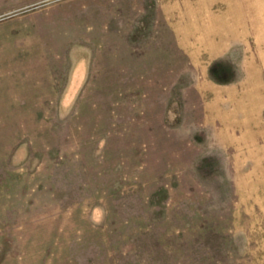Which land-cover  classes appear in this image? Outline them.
<instances>
[{
	"label": "rangeland",
	"instance_id": "1",
	"mask_svg": "<svg viewBox=\"0 0 264 264\" xmlns=\"http://www.w3.org/2000/svg\"><path fill=\"white\" fill-rule=\"evenodd\" d=\"M163 2L0 59V264H264V0Z\"/></svg>",
	"mask_w": 264,
	"mask_h": 264
},
{
	"label": "crops",
	"instance_id": "2",
	"mask_svg": "<svg viewBox=\"0 0 264 264\" xmlns=\"http://www.w3.org/2000/svg\"><path fill=\"white\" fill-rule=\"evenodd\" d=\"M42 2H39L30 12L27 11L28 9L17 10L0 16L1 60L45 56L42 54L44 47L41 45V38H55V44L61 42L60 38H64L63 43H66V38H134L131 34H136V28L142 26L149 27L157 33L151 38H163V33L167 38H179L177 4L171 5L163 0H48ZM147 11L151 12L149 21L143 20ZM88 12L91 13L92 18H78V16L84 17ZM164 19L171 20L165 22L166 31L162 28ZM173 19L176 20L173 21ZM195 30V27L190 31L187 30L180 38H190L196 33ZM205 30L210 38V26L208 25ZM28 52L38 54H27ZM10 97L19 98L20 95L15 94Z\"/></svg>",
	"mask_w": 264,
	"mask_h": 264
}]
</instances>
